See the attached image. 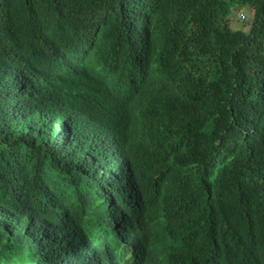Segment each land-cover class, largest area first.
Returning a JSON list of instances; mask_svg holds the SVG:
<instances>
[{"label":"trees","instance_id":"16d2710c","mask_svg":"<svg viewBox=\"0 0 264 264\" xmlns=\"http://www.w3.org/2000/svg\"><path fill=\"white\" fill-rule=\"evenodd\" d=\"M83 1L18 0L13 25L27 27L29 11L63 9L79 11L78 19L94 26L92 14L81 11ZM143 1L153 30L148 69L170 73L178 100L166 120L145 118L163 129L158 143L122 145L131 179L145 189L144 226L135 235L164 264H264V0ZM239 6L244 21L235 28ZM6 66L3 55L0 200L33 189L52 155L36 148L47 137L6 85ZM91 87L74 90L87 94ZM106 107L109 124L124 136V112L118 103ZM99 168L85 171L95 177Z\"/></svg>","mask_w":264,"mask_h":264},{"label":"clouds","instance_id":"9594fccd","mask_svg":"<svg viewBox=\"0 0 264 264\" xmlns=\"http://www.w3.org/2000/svg\"><path fill=\"white\" fill-rule=\"evenodd\" d=\"M143 6L85 0L81 11L94 26L62 9L29 11L27 27L17 29L18 0H0L3 79L47 137L36 148L52 154L33 189L0 200V264H164L135 235L144 226L145 189L131 179L122 146L158 143L163 129L145 118L166 120L178 100L170 73L148 69L153 30ZM236 16L244 19L242 7ZM86 84L89 93L74 90ZM107 103L124 112V136L109 124ZM67 139L75 142L61 149ZM92 165L100 166L95 177L85 171Z\"/></svg>","mask_w":264,"mask_h":264},{"label":"rangeland","instance_id":"374dc122","mask_svg":"<svg viewBox=\"0 0 264 264\" xmlns=\"http://www.w3.org/2000/svg\"><path fill=\"white\" fill-rule=\"evenodd\" d=\"M239 9H240V6H239L238 8L235 9V12H234L235 16H236V13H237V11H238ZM243 21H244V19H243ZM243 21H242V20H239V19L237 18V20L235 21V23L233 24V26H234L235 28H241V27L243 26Z\"/></svg>","mask_w":264,"mask_h":264}]
</instances>
